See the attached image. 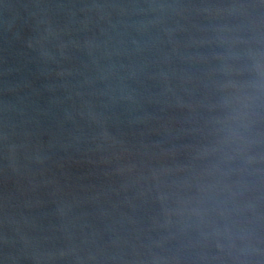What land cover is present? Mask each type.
<instances>
[{
    "label": "water",
    "instance_id": "water-1",
    "mask_svg": "<svg viewBox=\"0 0 264 264\" xmlns=\"http://www.w3.org/2000/svg\"><path fill=\"white\" fill-rule=\"evenodd\" d=\"M176 2L229 0H0V264H76L48 258L70 247L84 264H152L179 247L153 223L159 204L126 186L187 164L204 140L206 90L181 80L188 65L173 49L197 51L186 45L208 21L170 17L138 32L128 25L154 14L89 11Z\"/></svg>",
    "mask_w": 264,
    "mask_h": 264
},
{
    "label": "clouds",
    "instance_id": "clouds-1",
    "mask_svg": "<svg viewBox=\"0 0 264 264\" xmlns=\"http://www.w3.org/2000/svg\"><path fill=\"white\" fill-rule=\"evenodd\" d=\"M92 10L101 19L110 10L121 16L154 14V20L128 25L138 32L170 17L196 15L208 21L193 26L200 35L186 45L197 51L173 49L188 65L181 80H197L206 90L204 140L187 164L151 168L126 186L135 187L137 197L159 204L154 225L168 234L165 239L179 241L172 255L154 257L152 264H264V0L152 3L131 11L124 5L96 4ZM46 31L51 34L52 29ZM165 31L171 35L176 29ZM86 46L95 47L92 42ZM41 55L49 57L47 51ZM58 211L66 217L70 207L62 205ZM67 257L84 264L75 247L48 254L50 259Z\"/></svg>",
    "mask_w": 264,
    "mask_h": 264
}]
</instances>
